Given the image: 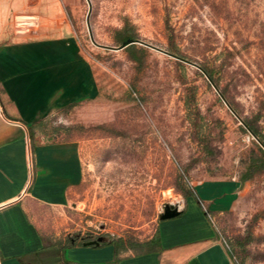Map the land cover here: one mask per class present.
I'll return each instance as SVG.
<instances>
[{"label": "rangeland", "instance_id": "obj_1", "mask_svg": "<svg viewBox=\"0 0 264 264\" xmlns=\"http://www.w3.org/2000/svg\"><path fill=\"white\" fill-rule=\"evenodd\" d=\"M61 4L99 91L47 118L67 129L41 141H71L81 178L64 205L33 213L46 241L56 247L74 237L146 241L155 235L165 204L182 209V191L202 180L232 181L239 186L231 209L208 218L234 264H264V171L241 182L256 139L199 68L153 48L179 51L212 69L235 113H259L264 131V0ZM125 27L153 46L135 43L136 60L125 48H109L120 45L115 33Z\"/></svg>", "mask_w": 264, "mask_h": 264}, {"label": "crops", "instance_id": "obj_2", "mask_svg": "<svg viewBox=\"0 0 264 264\" xmlns=\"http://www.w3.org/2000/svg\"><path fill=\"white\" fill-rule=\"evenodd\" d=\"M36 22L16 28V17ZM63 18L61 0H0V264H234L200 206L231 209L232 181L193 185L183 214L159 220L157 248L115 258L109 241L60 250L37 226L36 209L62 206L81 178L73 143L43 142L31 150L28 127L56 109L98 95L97 78ZM62 21V23L60 22Z\"/></svg>", "mask_w": 264, "mask_h": 264}, {"label": "trees", "instance_id": "obj_3", "mask_svg": "<svg viewBox=\"0 0 264 264\" xmlns=\"http://www.w3.org/2000/svg\"><path fill=\"white\" fill-rule=\"evenodd\" d=\"M165 29L167 32V37L169 39H171V37L173 36V29L169 23L168 17H165ZM115 34H116L115 39L118 43H120V45L124 41H126L127 39L138 40L137 34L132 29H129L126 27L117 30ZM124 48L127 52H129L130 56L136 60V56L134 54V52L136 50V44L133 43V44H130ZM140 50H144V47H140ZM167 52L171 55L178 57L181 60L189 61L188 57L179 51L169 49V50H167ZM218 55L222 57L223 52H219ZM198 65L201 68V71L208 76V80L210 81V83L211 84L213 83L215 85V87L219 90L221 96L227 101L229 106L237 114H239L238 109H237L234 101L228 96L227 92L223 88H220V82L218 81V79L216 77H214L212 69H210L209 67H207L206 65H203V64H198ZM75 104L76 103L68 104L61 109L70 108V107L74 106ZM185 105H186V108L189 110V108H190L189 104L185 102ZM258 114L259 113H255L249 117L248 116L241 117L244 130L248 131L251 135L255 136V139H256L255 145L257 148V151L253 152L249 156L248 164H247V175L241 179V182H244L245 180L250 179L256 173L264 171V131L261 130L259 125H258V119H259ZM66 129H67V127H65V126L52 125L51 122L47 118L39 120L34 125L28 127L31 150L33 151L35 145L40 142V140L37 139V137H48V138H50V137L58 134L61 131L66 130ZM52 142H58V141L56 140V141H52ZM182 192H183V195L185 197V201L188 197L196 198V194H195L193 188H190L189 190L187 189L186 191H182ZM199 204L204 209V211L207 215L208 214L209 215L214 214L210 210L206 209L202 202H199ZM183 212L184 211L182 210L178 216L183 214ZM99 237L101 238V240L99 241V244H103L106 241H109L110 243L113 244L114 256L117 259L128 256L130 254H135V255L137 254L138 255V254H144V253L152 252L157 248V243L159 241V234H158V231L156 229L155 235L146 241H131V240L126 241L122 237H109L107 240L104 239L102 236L82 237V238L74 237V238L67 239L65 244H58V248L60 250H63L65 247H68V246H74L76 244L82 245V244H85L89 241L97 240ZM229 253L231 255L230 251H229ZM63 264H73V263L63 261Z\"/></svg>", "mask_w": 264, "mask_h": 264}, {"label": "water", "instance_id": "obj_4", "mask_svg": "<svg viewBox=\"0 0 264 264\" xmlns=\"http://www.w3.org/2000/svg\"><path fill=\"white\" fill-rule=\"evenodd\" d=\"M133 43H139L141 45H145V46H148V47H153L141 40H132V39H127L126 41H124L121 45L119 46H114V47H109L111 49H115V50H119V49H122L130 44H133ZM106 47V46H105ZM159 51H162L166 54H169L167 51L163 50V49H160V48H157V47H153ZM174 56V55H172ZM176 57V56H174ZM177 59H179L178 57H176ZM188 63H191L193 65H195L197 68H199L201 70V68L199 67L198 64L196 63H192V62H189V61H186ZM205 76L207 77L208 79V76L205 74ZM213 86V88L217 91L218 95L221 97L222 101L224 102V104L228 107V109L238 118V120L240 121L241 124H243L241 118L235 113V111L229 106V104L227 103V101L221 96L219 90L215 87V85L212 83L211 84ZM253 136V135H252ZM255 138V136H253ZM181 212V210H179L176 206H173L171 204H165L164 205V208H163V212L159 214V219L160 220H165V219H170V218H173V217H176L179 215V213ZM101 240V238L99 237L97 240H94V241H89L87 243H85V245H99V241Z\"/></svg>", "mask_w": 264, "mask_h": 264}, {"label": "built area", "instance_id": "obj_5", "mask_svg": "<svg viewBox=\"0 0 264 264\" xmlns=\"http://www.w3.org/2000/svg\"><path fill=\"white\" fill-rule=\"evenodd\" d=\"M37 16L35 15H19L16 17V28L18 31H21L24 29V26L27 24L33 25L36 22ZM172 205V204H171ZM175 206V205H173ZM179 209V206H176ZM181 210V209H179Z\"/></svg>", "mask_w": 264, "mask_h": 264}]
</instances>
